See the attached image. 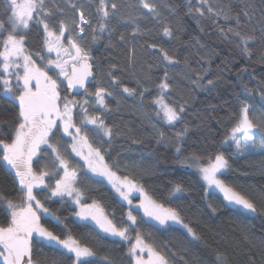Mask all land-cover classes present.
Segmentation results:
<instances>
[{
  "label": "snow or ice",
  "instance_id": "snow-or-ice-1",
  "mask_svg": "<svg viewBox=\"0 0 264 264\" xmlns=\"http://www.w3.org/2000/svg\"><path fill=\"white\" fill-rule=\"evenodd\" d=\"M179 7L175 5L171 10L175 12ZM186 7L187 14L196 18L197 23L198 18L204 17L206 12L223 15L225 20L234 19L236 27H229L227 31L221 28V36L233 43L242 55L251 58L250 44L255 40V30L252 35L242 34L238 30L241 24L239 14L230 15V8L215 11L209 0H196L195 4L193 0H187ZM72 8L79 13L78 22L72 21L74 28H69L64 19L58 21V27L50 26L47 18L53 13L48 10L45 0H4L3 11L0 12V102L12 109L10 118L0 116V174L11 175L19 193L13 199L0 192V206L4 208V220L0 223V264H100L94 259L97 253L93 247L76 238L65 223V218L45 206L39 198L42 194L44 200L59 197L62 203L66 202V197L71 198V203L79 209L73 215L81 221H91L93 228L99 230L96 232L98 241L106 237H119L128 241V255L132 264H169L165 252L142 237L137 227L138 216L140 222L158 231L182 230L189 244L200 241L202 237L186 222L180 209L166 207L164 203L153 199L135 178L118 175L116 165L106 161L109 150L105 144L117 134L114 127L103 118L105 113L111 111L108 98L113 97L115 90L121 87L112 71L116 65H111L108 71L109 87L97 86L95 91H89L87 87L90 78L95 77L90 62L93 59L90 48L81 43L85 39L84 25L91 28L93 43L102 40L103 34L107 32L108 44L111 45L110 37L115 28L110 27V18L115 15L117 5L111 4L110 12L107 0H99L96 26L86 19L82 6L72 4ZM136 10L141 18L150 15L159 19L161 16L154 0H138ZM59 11L63 12V9ZM243 15L249 21L252 19L248 12ZM136 21L137 17H129L125 23L135 25L134 35L143 34ZM41 25L42 50L32 53L26 47L27 32L33 26ZM260 33L261 39H264V25ZM163 35L172 38L174 33L171 28L164 27ZM119 39L124 41L123 34ZM149 47L159 56L163 70V77L154 85L156 95L151 104L163 124L176 128L177 124L183 122L188 105L187 101L181 103L171 99L172 84L168 70L180 62L156 44H150ZM45 52L46 55L43 54ZM261 59L264 60V56ZM205 64L207 67L202 65L195 78L188 79L201 91H211L217 87L219 77L206 79L211 61L206 60ZM62 87L65 91L72 90L71 98L61 95ZM258 87L259 99L264 104V82ZM81 89L85 98L78 100L75 97L81 95ZM122 91L129 96L137 94V89L126 86ZM149 92L150 89L144 87L139 95L143 99ZM253 95L254 90L244 84L243 91L236 96L240 107L227 117L228 126L220 143L232 149L230 156L222 151H192L185 154L182 145L190 132L187 125L177 129L171 137L166 136L155 124L152 125L157 143L173 144L177 163L195 171L203 182L202 198L209 201L206 207L210 215L220 211V207L210 198H218L225 209L264 215V189L257 193L228 179V173L232 170L231 157L264 156V143L257 144L255 139L257 132L264 133V111L258 114L254 105L249 103L248 98ZM76 108H79V112L74 114ZM217 123H221V120H217ZM4 124L9 129L6 133L2 127ZM58 134L62 140L64 137L69 138L64 140L63 150L59 143L53 142ZM72 154L79 157L83 165L73 163L69 159ZM44 156L50 157V165L46 163L34 168V161L39 166ZM82 168H86L93 177L106 180L119 199L127 203L126 218L122 216L117 221L115 210L110 218L96 200L90 204L82 202L83 193L76 187ZM185 191L182 183L175 182L168 196L175 197ZM49 192L50 195L47 194ZM134 192L139 193V203L135 205L132 197ZM132 230L136 233L134 243L129 235ZM241 238L251 246L250 251L255 249L248 256V264H257V257L260 264H264V236L259 237L260 243L257 245L254 234L243 227ZM44 248H49L51 255H45L41 260L34 252ZM102 259L107 261L108 257ZM213 264H230V261L223 253L216 252Z\"/></svg>",
  "mask_w": 264,
  "mask_h": 264
},
{
  "label": "trees",
  "instance_id": "trees-1",
  "mask_svg": "<svg viewBox=\"0 0 264 264\" xmlns=\"http://www.w3.org/2000/svg\"><path fill=\"white\" fill-rule=\"evenodd\" d=\"M160 11V18L139 17L136 5L138 0H107L109 11L111 4L117 8L112 16L110 27L115 28L108 44L109 36L105 32L103 39L98 43L91 41V28L84 25L85 39L81 41L90 48L92 63L94 64L95 79L89 85V91H95L97 86L109 87L108 71L111 65L113 74L118 77L121 87L115 90L113 97L108 98L110 112L104 114L106 123L114 127L117 133L105 148L109 151L105 159L110 164H115L117 174L127 175L130 179L143 185L145 192L164 203L166 207L180 209L186 222H189L202 237L200 241L191 244L182 235V230H157L139 221V231L147 243L160 248L168 256L169 264H213L215 253L220 252L227 256L230 264H248V256L255 251L241 238V229H247L254 234L256 244L259 245V237L264 236V215H253L235 211L231 208H223L218 198H210L220 207V211L210 215L203 199V182L195 171L182 167L177 163L175 147L173 144L157 143V136L152 125L171 137L175 131L185 125L190 128L188 136L183 142L185 154L195 151L198 153L222 151L230 156L232 149L227 145H221L225 127L228 126L227 117L231 111L237 110L240 105L236 96L243 91V85L254 90V95L249 99L256 112L264 111V104L259 99V85L264 82V39H261L260 28L264 25V0H209L215 7V11L222 8H230V15L239 14L241 24L239 31L242 34H253L255 40L250 44L252 56L249 59L242 55L233 43L225 40L220 29L225 31L229 27L235 28V20H225L223 15L205 13L204 17L197 19L187 14V0H154ZM99 0H45V4L53 13L48 17V23L52 27H58V21L64 19L69 28H74L73 20L78 22L79 13L72 8V4L82 10L92 26H96L98 15L96 7ZM196 3V0H193ZM180 5L173 12L171 9ZM4 0H0V12L3 11ZM59 9H63L60 12ZM248 12L252 16L249 21L244 15ZM123 17V19H119ZM129 17H137L136 23L143 34H133L135 27L132 23H125ZM172 29V38L163 35V28ZM123 34L124 41L119 39ZM67 35V33H66ZM75 35V33H73ZM229 36L231 34L229 33ZM43 32L41 26H33L27 32L26 47L32 53L42 50ZM150 44H156L173 55L180 63L169 68L170 83L172 84L171 99L183 103L187 101V111L184 120L171 128L163 124L155 114L151 104L156 95L155 84L163 77V70L159 64V56L154 54ZM134 50V51H133ZM43 54H47L46 52ZM204 59H201V58ZM35 58V56H34ZM206 60L211 61V67L206 79L219 77L217 87L211 91H201L196 88L188 77L195 78L201 71V66ZM40 63V61H38ZM151 66V67H150ZM137 89V94L129 96L123 93V87ZM150 89L143 99L139 92L142 88ZM62 95L67 92L61 90ZM83 99L84 96H76ZM91 111V110H90ZM12 109L4 102H0V116L10 118ZM79 112L76 108L75 113ZM99 114V113H95ZM221 120V123H217ZM6 133L8 125L4 124ZM58 134L54 143H59L62 150L64 140ZM107 139V138H105ZM257 144L264 143V133L257 132L255 136ZM135 141V142H134ZM73 163L83 165L79 157L72 154L69 157ZM50 165V157L44 156L39 166L34 161V168ZM232 170L228 173V179L236 185L259 193L264 189V156L255 154L245 157H231ZM147 173V174H146ZM78 187L82 193V202L92 203L96 200L104 208L111 218L115 210L116 220L122 216L126 218L128 205L119 199L117 193L104 180L93 177L82 168L78 173ZM54 184V180L51 181ZM175 182L182 183L186 191L169 198V190ZM0 192L9 198H17L19 193L11 175L0 174ZM50 195V192L47 193ZM51 211L56 212L65 223L73 230V235L82 240L96 251L94 258L100 264H132L128 255L130 243L114 237H106L98 241L96 232L91 223L79 221L73 215L77 208L66 197L65 203L59 197L44 200L43 194L39 197ZM134 214H136L134 212ZM4 220V208L0 206V223ZM135 230L130 231L131 242H135ZM103 234L101 233V236ZM170 250V251H169ZM171 253H175L172 255ZM37 258L43 260L45 255H51L49 248L40 252H34ZM108 257L105 261L102 258ZM257 264H260L257 257Z\"/></svg>",
  "mask_w": 264,
  "mask_h": 264
},
{
  "label": "rangeland",
  "instance_id": "rangeland-1",
  "mask_svg": "<svg viewBox=\"0 0 264 264\" xmlns=\"http://www.w3.org/2000/svg\"><path fill=\"white\" fill-rule=\"evenodd\" d=\"M52 56H53V58L55 57V53H53L52 54ZM13 83H15V81L13 80ZM61 95H62V93H61ZM63 96V95H62ZM77 99V98H76ZM79 100V99H78ZM74 111H75V109H74ZM98 178V177H97ZM101 179V178H100ZM103 180V179H102ZM105 182H107L106 180H104ZM132 197H133V204L135 205V204H138L139 203V199H138V197H139V193H132ZM71 199V198H70ZM125 202V201H124ZM126 203V202H125ZM127 204V203H126ZM76 208H77V206L75 205V204H73ZM79 209L77 208V211H78ZM77 218V217H76ZM78 219V218H77ZM79 220V219H78ZM79 221H81V220H79ZM82 222H88V223H91V221H82ZM92 224V223H91ZM114 238H118V239H120L119 237H114ZM145 256H146V253H145Z\"/></svg>",
  "mask_w": 264,
  "mask_h": 264
},
{
  "label": "water",
  "instance_id": "water-1",
  "mask_svg": "<svg viewBox=\"0 0 264 264\" xmlns=\"http://www.w3.org/2000/svg\"><path fill=\"white\" fill-rule=\"evenodd\" d=\"M92 63V61H90ZM93 65V68H92V71H93V76L95 77V70H94V64L92 63ZM94 79L90 78V82L88 83L87 87H89V85L93 82ZM66 83V82H65ZM81 95H77V96H83V89L79 90ZM67 92V95L71 98L72 96V90H68L66 91Z\"/></svg>",
  "mask_w": 264,
  "mask_h": 264
}]
</instances>
